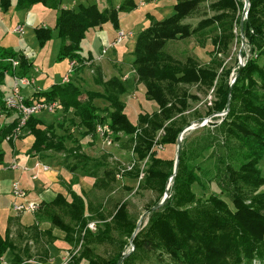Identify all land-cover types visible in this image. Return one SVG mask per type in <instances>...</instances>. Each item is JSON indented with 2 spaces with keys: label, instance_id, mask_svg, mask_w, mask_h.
Masks as SVG:
<instances>
[{
  "label": "trees",
  "instance_id": "obj_1",
  "mask_svg": "<svg viewBox=\"0 0 264 264\" xmlns=\"http://www.w3.org/2000/svg\"><path fill=\"white\" fill-rule=\"evenodd\" d=\"M107 1L104 9L91 3L80 4L74 10L63 6V0H18L15 9L24 11L43 4L54 11V29L35 28L40 47L59 39L58 60L77 59L84 63L82 42L87 34L107 24L119 30L121 15L138 8L136 0ZM168 1L174 2L172 15L164 18L147 15V24L137 35L133 63L138 81L145 86L147 99L155 103L158 111L140 115L138 123H133L121 100L127 89L115 77L103 82L98 75L95 81L103 90L89 92L86 101L81 100L82 91L71 81L35 94L36 100L58 102L65 111L73 109L79 119L78 128L84 129V137L96 136L97 127L107 124L115 140L119 141L118 135L128 138L135 162L122 176L138 181V191L158 194L147 211L162 202L169 186L168 200L148 215L147 224L140 227L132 244L138 219L130 213L127 202L118 204L109 218L102 206L94 208L75 192L42 203L38 220L44 221L46 217L65 233L64 242L73 247L68 264H118L125 254L128 256L122 264H143L151 257L154 264H264V173L261 168L264 161V0H249L243 24V0ZM208 1L214 16L191 28L185 20ZM0 8L8 12L11 1L0 0ZM209 23L215 26L206 32ZM210 34L213 56L205 66L193 58L185 62L175 60L164 50L169 42ZM242 35L246 48L242 52L244 66L240 71L237 64L234 73L237 79L231 86L233 68L224 67L220 56L227 55L236 41L241 43ZM9 58L20 62L19 70L13 73L17 77H27L33 67V62L19 52H0V114L5 117L12 113L6 107L8 96L1 89L6 74L13 71L6 62ZM194 86L213 90L214 97L205 116L195 111V130L183 136L175 172L176 160L162 159L156 147L178 145L180 134L191 125L186 114L192 108L191 102L199 100L191 93L190 88ZM97 98L110 105L108 119L100 116L93 102ZM207 117L210 122L201 127ZM18 124L19 117H16L10 125L0 127V134L5 132L0 141ZM53 127L37 115L29 118L25 129L35 137L30 149L33 156L68 153L82 161L81 168L96 179L95 186L105 189L109 182L115 181L114 169L82 153L78 146L77 151H68L67 138L55 135ZM200 159L213 162V174L202 167ZM89 163H93L91 169L87 167ZM100 168H104L103 177L98 175ZM210 174L207 184L205 178ZM212 184L217 189H211L208 196L205 193L199 196L194 190L199 186L206 191ZM94 221L96 230L92 231L89 225ZM103 245L112 248L104 256L97 253V247ZM8 251L15 255L14 264H25L16 255L17 246L10 236H0V257ZM43 255L41 258L47 259L48 251L44 250Z\"/></svg>",
  "mask_w": 264,
  "mask_h": 264
},
{
  "label": "rangeland",
  "instance_id": "obj_2",
  "mask_svg": "<svg viewBox=\"0 0 264 264\" xmlns=\"http://www.w3.org/2000/svg\"><path fill=\"white\" fill-rule=\"evenodd\" d=\"M12 3V7L8 10V12H1L0 14V50L5 52H19L20 47H24L31 52V57L35 61V66L39 68L40 73H35L34 71L32 76L34 77L37 84H40L44 79H54L57 82L61 81L63 77L69 75V83L70 81L74 85H78L80 90L82 91L81 100L86 101L88 99V93L94 91L102 92L103 87L101 85L96 84V77L99 75V78L103 82H107L112 80L114 76L118 74V77L123 81L127 92L122 96V102L126 106V114L129 116L130 120L137 124L140 115L143 114H153L158 111V107L155 103L149 101L146 97V89L145 86L138 81V77L136 76V72L133 67V63L135 61V48L137 42V31L138 26L141 23L142 19L145 17V14L149 11V7H140L132 11L131 17L136 21L135 25L131 27V31L134 32L132 37H129L123 42L118 43L116 45L110 44L115 37H117L119 30H116L112 24H107L104 26L103 33L101 36L97 32H90L87 34L86 38L82 42V53L86 56L90 54L99 55L101 54V60L107 61V68L110 72H116L113 77H111L108 72L104 73L102 66L94 65V63L86 64L78 61L77 59L73 60L74 66L70 67L69 59L58 60V52L60 49L61 41L59 39H53L46 43L44 47H40L39 43L33 32L29 27L25 26L24 33H13L14 29L20 22L26 21L22 16L20 11H16L15 7L17 6L18 0H10ZM120 0H112L113 3H118ZM244 1V0H243ZM150 2V0L148 1ZM96 3L99 8L103 9L101 6L102 0H63V6H67L70 9H78L80 4H91ZM245 3V2H244ZM211 1H208L202 4L196 14L191 16L190 18L185 20L186 24H189L191 28H196L198 24L202 21L208 20L214 16V10L210 8ZM35 12L37 13L38 19L42 21L49 29H54L56 13L48 8H46L43 4H36ZM245 9V6H244ZM174 13L173 10L170 12H166L160 14L159 17H168ZM126 14H122V19L124 20ZM163 16V17H162ZM243 19V13L241 15V22ZM147 21V20H146ZM24 26V25H23ZM215 25L209 23L208 27L205 28V31L208 32ZM121 27V26H120ZM29 29V30H28ZM125 29L129 30L128 27ZM125 30V31H126ZM129 32V31H128ZM235 33L238 34V29L235 30ZM116 39V38H115ZM109 46V47H108ZM107 47V51L103 54V50ZM165 52L171 55L175 60L185 62L188 58L196 59L200 65L205 66L212 58L213 46L211 43V34L206 35L205 37H199V35H195L189 39L179 40L174 42H169L165 46ZM245 42L243 40L241 43L237 41L232 45L230 52L225 56H220V58L224 62V67L233 68L230 77L231 81L234 79L235 70L237 64H241L243 62L242 52H245ZM0 51V52H1ZM102 52V53H101ZM3 58V57H2ZM9 60H13L15 62H10ZM119 61L120 64H113L114 62ZM8 64H11V68L13 69V73L19 70L20 62L19 60L9 58L6 61ZM18 64H14V63ZM102 62V61H101ZM97 63H100L99 61ZM72 68V72H70ZM85 68L92 70V72L85 71ZM116 68V70H115ZM97 69V70H96ZM98 69L100 71H98ZM221 72V71H220ZM76 75V77L72 78L71 76ZM16 75H13L15 79ZM128 78L127 81L124 79ZM67 83H60L59 85H67ZM14 84V83H13ZM12 84V85H13ZM52 88V87H51ZM1 89L5 92L6 95L10 96V85L8 82L2 85ZM191 93L193 95L198 96V101L191 102V109L186 114L188 119L192 122L190 126L195 127V111H199L198 114L205 116L208 110V107L211 105L213 101V90H200L196 86L190 88ZM46 91V90H42ZM94 104L99 109L100 116H103L104 119H108L110 111V105L101 99H95ZM7 107V105H6ZM12 114L15 117H19V115L12 111ZM4 117L3 114H0V118ZM38 118L43 120L47 125H53L54 130L56 132L55 135L64 136L66 139V148L68 151H77V146L80 147L82 153L86 154L91 158H96L102 162L107 164L109 169L115 170V181L109 182L107 187L104 189L102 187H97L94 185L95 178L86 175V171L81 168L83 164L80 159H77L72 156H68V153H62L60 157L62 159V164L64 166L65 172L61 175L60 180L65 184V193H68V196L72 192H77L81 194L87 202L91 203L94 208L102 206L104 209V214L107 218L110 217L111 214L114 213L118 204L127 202L130 213L138 219L137 226L140 223L141 226H145L148 221V207L153 204V202L157 199L158 194L152 191L139 190L138 191V181L128 179L123 175L124 170L132 168L135 162V155L132 152V147L128 143V138L120 136L119 141L115 140V134L112 133L109 128V132L105 136H101L100 134H96V136H87L84 137V129L78 128L79 119L75 117L74 110L65 111V109L59 105V107L53 112H42L37 114ZM6 120H2L4 123ZM206 121L210 122V119L207 117ZM205 121V122H206ZM0 123V127L10 125V121L7 120L6 123ZM19 126V124H18ZM17 126V128H18ZM103 126H108L107 124ZM109 127V126H108ZM0 128V129H1ZM16 130V129H15ZM26 130V129H24ZM195 130V128L193 129ZM191 130V131H193ZM2 133V130H0ZM12 133L6 136V139L1 142L0 145L3 146V154L0 156V182L2 186V190L0 193L10 197H12V184L14 181H17L19 172L17 169H12L14 164L18 165L14 159L17 157L25 156L30 151L32 145L34 144L35 137L33 135L25 134L24 137H19L18 140L13 142ZM5 134V132L3 133ZM3 134H0V140L3 138ZM190 133L187 132L186 135ZM193 135L191 136V138ZM156 151L159 157L164 160H176L177 159V145L176 146H167L160 148L156 147ZM80 152V151H79ZM80 152V154H81ZM44 154V153H41ZM51 154L52 156H57L56 153H46ZM16 157V158H15ZM201 163L202 167L206 170L208 169L212 174V166L213 162L202 161L200 159L198 161ZM93 163H89L87 165L88 169H91ZM261 168L264 173V161L261 164ZM104 168H100L98 170V175L103 177ZM39 174V170H35ZM42 173V172H41ZM210 174L207 178H205V182L209 184V179L212 177ZM40 175V174H39ZM208 190L202 191L199 186H196L194 190L196 193L201 196L202 193H205L206 196L209 195V192L217 189L215 185H208ZM212 189V190H211ZM264 188L262 189V191ZM9 192H11V196H9ZM9 198V199H10ZM38 213V212H37ZM36 213V214H37ZM23 214V221L26 223H30L33 221V216L30 213H21ZM16 213L13 214L12 209L9 207L1 208L0 210V236L5 237L9 228V221L13 219ZM39 217V214L37 215ZM40 226L38 227V233L33 232L34 243H29L27 241H23L21 243V237L19 234L23 232V228H17V226L11 225L10 239L15 244L22 245V249H29V253L27 255H31L32 257L25 256L23 260L25 264H61L64 259L69 260L74 252L73 247L69 246L66 242H64L65 233L60 231L57 227H55L47 218L43 220H38ZM37 221V222H38ZM65 222L68 223V220L65 219ZM18 224V223H17ZM94 224V228L92 231L96 230V223ZM140 226V227H141ZM40 228V229H39ZM38 234V235H37ZM25 237L27 235L24 234ZM12 237V238H11ZM54 244L55 252L53 260L50 261V258L42 259V253L46 250V243ZM55 244L57 246H55ZM26 245V247H25ZM53 249V248H52ZM111 246L103 245L97 247V253L100 255H106L108 251H111ZM41 254V255H40ZM36 256V257H35ZM63 258H62V257ZM70 258V259H69ZM7 262L11 264V259L6 258ZM68 261V262H69ZM155 260L151 257V260L145 261L143 264H154ZM14 263V261H13ZM82 264H87L83 262Z\"/></svg>",
  "mask_w": 264,
  "mask_h": 264
},
{
  "label": "crops",
  "instance_id": "obj_3",
  "mask_svg": "<svg viewBox=\"0 0 264 264\" xmlns=\"http://www.w3.org/2000/svg\"><path fill=\"white\" fill-rule=\"evenodd\" d=\"M121 1L122 0H120L119 3ZM148 1L149 0H136V2L138 4V8L149 7V11L145 14V17L142 19L141 23L138 26V31H137L138 34L143 30V28L147 24V21H148L147 15H152V16L161 18V17H159L160 14H163V16H165L164 14L166 12H170L171 10H173L174 2H172V1H168V0H150V2H148ZM101 6L103 9L105 7H107L108 1L102 0ZM11 7H12V3H11ZM34 7L35 6H33L31 9L20 11V13H18L17 10L16 11L18 14H22V16L24 14L23 17L26 20L24 22H20L17 26L24 25L26 27H29L30 30L33 32V35L35 36V28H37V27L48 28V27L44 23H42V21H40L38 19V16H37V13L35 12ZM1 12H2V10L0 8V14H1ZM131 14L132 13H127L125 15L126 18L124 20L121 18L122 17V15H121V17H120V26H121L120 29L126 30L125 27H128L129 30L127 29L126 31L127 32L128 31L133 32L130 29H131V27H133L135 25L136 21L131 17L132 16ZM103 29H104V27L101 29H95L92 32L95 31L101 36V34L103 33L102 32ZM13 33H14V31H13ZM134 36H135V34H134ZM115 38L113 39V41L110 44H112L115 41ZM37 43H38V41H37ZM19 53L23 54L26 58H28L29 60H31L33 62V67L30 70L27 77H29L35 81L34 77L32 76V74H33L32 71H34L35 73H40L39 68L35 66V61H34L35 59L33 60V57L30 58L31 52L29 53V51L27 49H25L24 47H20ZM82 56H83V58L86 59V61L84 63L85 66H86V64L88 65L91 63H94V65L102 66L103 72L104 73L108 72V74H110L111 77H113L112 75L117 73L116 68H115L116 72H110V70H108L107 61L109 58L107 59V57H106V60H101L102 62L100 61V59L102 57L101 54H99V55L90 54L89 56H86L82 53ZM89 57H91L92 60H90V61L87 60ZM98 61L100 63H97ZM113 64H120V62L117 61V62H114ZM87 70L92 72V70L85 68L86 72H87ZM65 77H63V79L61 81H58V82L54 79H44L41 81L40 84H37L36 83L37 81H35V84L33 86H23L22 94L27 98V100H33L35 98L36 92H38V91L41 92L42 90H46V91L50 90L51 87H53L54 85L62 83V81L64 80ZM71 77L74 78V77H76V75H73ZM114 77H118V74ZM6 82H8L10 85L9 91L11 94V87H12V84L14 83L12 71H9L6 74L4 83H6ZM76 86H78V85H76ZM94 92H100V91L96 90ZM7 96L9 97V95H7ZM3 119L6 121L9 120L10 123H12L16 119V117L14 114L11 113L8 117H5V116L2 117L1 116V118H0L1 123H3L2 122ZM6 121L4 123H6ZM25 134L30 135V132L28 130H25L22 138L24 137ZM2 154H3V146L0 145V156ZM56 154H57V156H52L51 154H46V153L33 156V153L30 150L28 152V154L25 156H21V157H17V158L15 157L16 159H14V160L16 162H18V164H19V168L17 169V171L19 172L17 182H19L21 184L22 188L27 192V201L37 202V203H39V206H41L42 203L52 202L58 195L68 196V193L67 194L65 193L66 192L65 191L66 186H65V184L63 185V182H61V180H60L61 175H63L65 172L64 166L62 164V159L58 158V157H60V155H62V153H56ZM39 164L41 166L38 168L37 165H39ZM42 165L49 167L50 170L45 171L42 168ZM39 169H40V172H39L40 175L37 172H35V170H39ZM34 175H37L36 179L33 178ZM14 182H16V181H14ZM0 190H2L1 182H0ZM9 193H10L9 196H11V192H9ZM75 193H77V192H75ZM77 194H79V193H77ZM79 195H81V194H79ZM9 198L7 196L5 197L4 195H2V193H0V210H1V208H5V207H9V209L10 208L12 209V200H11V198L10 199ZM14 213L15 212L13 211V214ZM38 214L39 213L32 215L33 221L30 223H27V222L25 223L23 221V219H24L23 214L16 215L13 219H11L9 221V228H8V232L5 235V237L6 236H12V234L10 233L11 225H13V226L15 225V226H17V228H20V227L23 228V232L21 234H19L20 237L22 238L21 243H23V241H27L29 243H32V245L35 244L34 239L36 236L33 237L32 233L33 232L38 233V231H39L38 227L40 226V224H39L38 217H37ZM24 234L27 235V237H25ZM15 245L17 246V251H16L17 256L24 258L25 256H31L32 255V254L27 255L26 250L22 249V245H20V244H15ZM57 245L55 244V246H57ZM46 246H47L46 250L48 251V258H50V261H51V260H53L54 256H56L54 254V252H55L54 244L51 245V243H49V241H48V243H46ZM25 247H26V245H25ZM43 254H44V252L42 253V256H45ZM7 257L8 258L11 257V259L8 261H11V264H14L13 261H14L15 255L11 251H8L2 257H0V264H1L2 260L7 261V259H6Z\"/></svg>",
  "mask_w": 264,
  "mask_h": 264
},
{
  "label": "built area",
  "instance_id": "obj_4",
  "mask_svg": "<svg viewBox=\"0 0 264 264\" xmlns=\"http://www.w3.org/2000/svg\"><path fill=\"white\" fill-rule=\"evenodd\" d=\"M25 26L19 25L15 28L14 33H24ZM133 32H127L125 30H119L118 35L115 39V41L112 43L113 45H116L118 43L123 42V40L132 37ZM109 47V46H108ZM107 51V47L102 51L103 54H105ZM10 62H15L13 60H9ZM15 65L18 64L17 62L14 63ZM74 66V62L72 61L70 64V67ZM72 72V68L69 73ZM125 81L128 80V78L124 79ZM69 81V75H67L63 83H67ZM35 84V81L29 77H15L14 84L11 87V94L6 99V105L7 108L11 111L16 112L19 115V126L14 130V133L12 134L13 142L19 139L20 136L23 135L24 129L26 127L27 121L29 118L33 115H37L42 112H48L53 113L58 107V102H46L42 100H27V98L22 94V88L23 86H33ZM108 126L99 125L97 127V134H100L101 136H105L107 132H109ZM41 165H37L39 168ZM19 166L14 164L12 166V169H18ZM42 168L45 171L50 170L49 167L43 166ZM128 170H131L129 168ZM122 176V175H121ZM34 179L37 178V175L33 176ZM12 210L16 214L21 213H30L32 215H35L39 210V203L33 202V201H27V192L22 188L21 184L19 182H14L12 184ZM90 229L94 228V224L89 225ZM70 259V258H69ZM69 260L63 261L61 264H68ZM1 264H10L6 260H2Z\"/></svg>",
  "mask_w": 264,
  "mask_h": 264
},
{
  "label": "water",
  "instance_id": "obj_5",
  "mask_svg": "<svg viewBox=\"0 0 264 264\" xmlns=\"http://www.w3.org/2000/svg\"><path fill=\"white\" fill-rule=\"evenodd\" d=\"M244 2H245V9H244V12H243L242 24H243V22L245 21V19L247 18V15H248V9H247V8L249 7V0H244ZM242 40H243V43H244V42H245V38H244L243 35H242ZM242 59H243V57H242ZM243 66H244V59H243V62L240 64V71L243 69ZM236 79H237V76L234 77V79L231 81V84H230L231 86H233V84L235 83ZM208 122H209V121L204 122V123L202 124L201 127L207 125ZM194 128H195V127H193V126H188V127L185 128V129L183 130V132L180 134V137H179V140H178V145H177V159H176V164H175V172H176V170H177V166H178V161H179L180 151H181V142H182L183 136H184L187 132L193 130ZM170 182H171V180L169 181V183H170ZM168 190H169V186H168V188H167V190H166V193H165V196H164L162 202H161L158 206H156V207L152 208L151 210H149L148 213H147L148 215H149L150 213H152L153 211L157 210L158 208H160L162 205H164V204L166 203V201H167L168 198H169ZM140 226H141V224L139 223L138 226H137V228H136V230H135V232H134V234H133V236H132L131 244H132V242H133L135 236H136L137 233L139 232V230H140ZM127 256H128V254H125V255L123 256V258L120 259V261L118 262V264H122V262L127 258Z\"/></svg>",
  "mask_w": 264,
  "mask_h": 264
}]
</instances>
